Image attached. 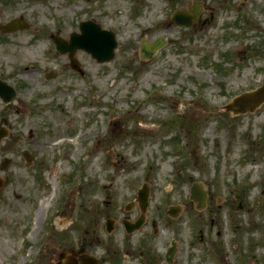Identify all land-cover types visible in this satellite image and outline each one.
Listing matches in <instances>:
<instances>
[{
	"label": "rangeland",
	"instance_id": "374dc122",
	"mask_svg": "<svg viewBox=\"0 0 264 264\" xmlns=\"http://www.w3.org/2000/svg\"><path fill=\"white\" fill-rule=\"evenodd\" d=\"M197 2L192 28L171 23L176 6L191 13ZM19 16L26 28H0V76L18 92L0 97V264H58L86 245L110 260L130 248L123 264H167L173 237L175 264H264V103L224 109L262 82L264 0H0V27ZM89 18L118 45L104 62L78 49L80 72L51 33L69 41ZM145 36L165 40L149 60ZM19 50L38 85L22 76ZM194 182L203 208L190 198ZM144 183L146 221L128 233L122 219L141 213Z\"/></svg>",
	"mask_w": 264,
	"mask_h": 264
},
{
	"label": "water",
	"instance_id": "95a60500",
	"mask_svg": "<svg viewBox=\"0 0 264 264\" xmlns=\"http://www.w3.org/2000/svg\"><path fill=\"white\" fill-rule=\"evenodd\" d=\"M178 16V14H177ZM83 30L85 32H88L91 28H96L97 30H100L101 32L107 34V39H106V47L103 51H101L100 49H98V47L96 45H93L91 42L89 41H84L83 39H74L76 46H72V47H68L66 46V44L62 41H58V48L60 51L64 52L69 50L70 51V58L72 60V66L75 68L79 67V62L77 60V58L75 57V51L76 48L79 47H84L87 50L91 51L93 53L94 56H96L99 60H105V59H110L114 56V47L116 46L117 42L115 40V36L114 34L110 31H106V30H101L100 29V25L96 24L92 21H86L83 22V26H82ZM161 44V42H157L156 43V48ZM146 48V47H145ZM155 49H144L143 50V54L145 53V55L147 57H150L153 55ZM55 74H50L49 76H54ZM3 87L6 86V84L4 82H2L0 80V91L2 92L5 100H9L10 98H12L15 94V91L13 88L9 87L8 92L3 93ZM264 99V85L261 86L260 88H258L257 90H254L252 92H244L243 94H241L240 96H237L234 100L233 103H230L227 105L228 109H233L236 113L240 112V111H246L249 109H254L261 101H263ZM5 133L4 129H0V136H2ZM194 192V191H193ZM147 196H148V191L147 189L144 190H140L139 191V197L141 200V205L143 207V209H145L148 205V201H147ZM194 196H197V191L195 190L194 192ZM205 197V194H203L201 196V201H203ZM144 220V216H141L136 223H131L127 220H124L125 225L127 227L128 230H133L137 227H139L142 222ZM109 228L111 229L113 226V220L109 219ZM175 248L176 245L173 246L172 248L169 249L167 257L168 260H172L173 256L175 255ZM72 255V254H71ZM67 261H72V256L67 258Z\"/></svg>",
	"mask_w": 264,
	"mask_h": 264
},
{
	"label": "bare ground",
	"instance_id": "6f19581e",
	"mask_svg": "<svg viewBox=\"0 0 264 264\" xmlns=\"http://www.w3.org/2000/svg\"><path fill=\"white\" fill-rule=\"evenodd\" d=\"M148 39V38H145ZM146 42H150L149 39L145 40ZM22 41L20 40V43ZM22 45V43H21ZM17 59H19V64L22 70H24V74H22V76L29 82L31 83H36L37 85L40 83V78L39 76H37V74L33 71V63L31 61V59L29 58V56L24 52L19 50L17 52V54L15 55ZM57 144V143H56ZM44 211L45 210V205L41 204L39 207V211ZM63 221L66 220V217H62L60 214L58 215V222L59 221ZM60 221V222H61Z\"/></svg>",
	"mask_w": 264,
	"mask_h": 264
},
{
	"label": "flooded vegetation",
	"instance_id": "af4514ba",
	"mask_svg": "<svg viewBox=\"0 0 264 264\" xmlns=\"http://www.w3.org/2000/svg\"><path fill=\"white\" fill-rule=\"evenodd\" d=\"M87 250H89L87 246H84V247H82V248H81V252L88 253V251H87ZM86 257H87V258H85V261H80V264H88V260H89V258H88V257H89V256H88V255H86ZM99 261H100V263H99V264H101V261H102V258H101V257H100V260H99Z\"/></svg>",
	"mask_w": 264,
	"mask_h": 264
}]
</instances>
